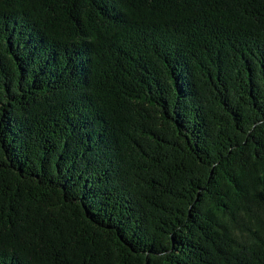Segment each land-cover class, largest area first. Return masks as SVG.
Listing matches in <instances>:
<instances>
[{
  "label": "trees",
  "instance_id": "obj_1",
  "mask_svg": "<svg viewBox=\"0 0 264 264\" xmlns=\"http://www.w3.org/2000/svg\"><path fill=\"white\" fill-rule=\"evenodd\" d=\"M0 264H264V0H0Z\"/></svg>",
  "mask_w": 264,
  "mask_h": 264
}]
</instances>
